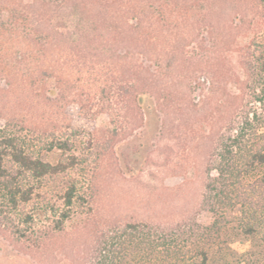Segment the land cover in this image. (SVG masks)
<instances>
[{
    "label": "trees",
    "instance_id": "obj_1",
    "mask_svg": "<svg viewBox=\"0 0 264 264\" xmlns=\"http://www.w3.org/2000/svg\"><path fill=\"white\" fill-rule=\"evenodd\" d=\"M0 80L36 100V141L61 152L45 162L0 112V241L13 252L35 264H209L206 245L224 226L264 239V126L248 109L264 105V0H0ZM72 105L90 127L65 125ZM188 135L198 206L214 223L191 210L119 214L108 181L175 176Z\"/></svg>",
    "mask_w": 264,
    "mask_h": 264
},
{
    "label": "rangeland",
    "instance_id": "obj_2",
    "mask_svg": "<svg viewBox=\"0 0 264 264\" xmlns=\"http://www.w3.org/2000/svg\"><path fill=\"white\" fill-rule=\"evenodd\" d=\"M231 16L232 9L226 6L222 17L218 19L220 26L227 27L229 22H231ZM250 19L251 17L248 20L250 21ZM245 29H249V27L246 26ZM203 33V37L207 38L206 32ZM188 35V41L191 43L188 49L189 51H194L198 41L194 39L195 34ZM54 53L56 61L63 57L60 49H55ZM85 71L87 70L85 69ZM81 77L86 79L88 74L86 76L76 74V79H80ZM10 91V89L4 86V81L0 80V112L4 115L8 111L13 112L11 115L13 123H10L11 127L9 130L19 135V137H24L26 140H31V142L34 141L33 145L36 144V151L41 158L45 162L57 164L61 157V152L58 150L49 151L44 143L39 144L36 141L40 139L37 134V126L34 125V121L40 119V117H37L38 106L35 102L36 100H31L32 97H29L27 92L20 89V85L17 82L14 85V89ZM209 107L212 109L214 119L223 122V117H226V115L222 114L223 112L221 113L222 106L219 104V101L214 98ZM248 109L257 116L258 124L264 126V105L253 103ZM65 116V125L71 123L77 128L82 126L87 129L90 127L75 105L66 108ZM100 122L108 123L109 121L105 117L100 119ZM4 125H6L5 120L0 119V126L4 127ZM158 126L156 118H154L151 125L152 134L150 136L153 141H155L154 135ZM221 126H223L222 123L217 126V129ZM83 139V136H79L73 139V143L79 144ZM192 141V136H183L179 144L181 149L176 156V164L182 167V169L175 176H172L170 173L167 177L163 175V172L154 170L157 177L151 180L147 175L130 182L110 179L107 183L108 188L106 191L109 194V198L107 199L118 209V213L129 215L132 219L153 217L161 221L172 218L174 210L178 213L191 210L196 213L194 218L199 225L204 228L211 226L215 220L214 215L203 206H198L203 194V182L200 178H197V171L190 167L194 158L200 153L197 150L198 148L192 151ZM184 167L189 169L188 176L181 174ZM58 183L59 181L53 183L51 187H54L56 184L58 185ZM213 237L206 245L209 253V264H264V239L261 236L253 239L248 238L242 233L239 224L224 226ZM0 264L35 263L29 257H24L13 252L9 247L4 245V242L0 241Z\"/></svg>",
    "mask_w": 264,
    "mask_h": 264
}]
</instances>
